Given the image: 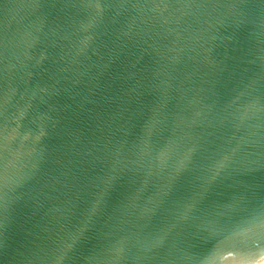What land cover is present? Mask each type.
Returning a JSON list of instances; mask_svg holds the SVG:
<instances>
[{"label": "water", "instance_id": "1", "mask_svg": "<svg viewBox=\"0 0 264 264\" xmlns=\"http://www.w3.org/2000/svg\"><path fill=\"white\" fill-rule=\"evenodd\" d=\"M264 0H0V264H261Z\"/></svg>", "mask_w": 264, "mask_h": 264}, {"label": "bare ground", "instance_id": "2", "mask_svg": "<svg viewBox=\"0 0 264 264\" xmlns=\"http://www.w3.org/2000/svg\"><path fill=\"white\" fill-rule=\"evenodd\" d=\"M261 264H264V261Z\"/></svg>", "mask_w": 264, "mask_h": 264}]
</instances>
